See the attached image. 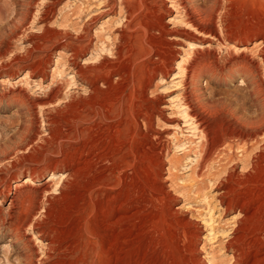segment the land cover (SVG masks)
<instances>
[{
    "label": "rangeland",
    "instance_id": "obj_1",
    "mask_svg": "<svg viewBox=\"0 0 264 264\" xmlns=\"http://www.w3.org/2000/svg\"><path fill=\"white\" fill-rule=\"evenodd\" d=\"M125 3L131 8L128 7V12ZM125 3L0 0V190L4 187L11 190L14 183L23 184L29 176L31 183L37 184L48 180L53 171L58 175L84 168L77 174L76 184H60L58 192L46 197L47 216L38 220L41 225L38 229L44 236L54 235L53 230L57 232L61 241L59 264H205L211 258L212 264H221L229 251L219 250L208 235L211 228L219 235L230 229L229 219L236 211L222 212L216 189L210 187L204 190L208 197L202 201L191 192L179 190L183 186L180 181L173 187L166 181L169 188L165 194L157 190L161 185L159 177H168V165L164 164L165 172H157L143 162V109L148 106L144 100L156 97L150 105L166 107V113L177 111V107H169L165 101L181 91L176 86L180 79L172 78L178 73L177 65L192 56L184 44L185 38L177 34L192 31L188 21L194 18L200 27L215 29L230 42L244 43L249 39L248 46L252 47L254 40L264 37V0H182V4L175 0H125ZM182 5L186 6V12ZM104 9L97 17L93 15ZM125 20L130 25H125ZM119 30L127 36L132 32L136 35L142 55L137 62L142 75L152 68L153 50L168 52L166 55L172 56L174 63L168 76L163 80L156 77L147 91L130 83L129 76L115 80L109 89L100 85L103 91L96 101L111 103L116 113L97 108L98 115L90 117L89 113L88 119L77 125L83 129L78 134L71 120L91 110V103L86 85L76 76L70 79V69L75 67L71 68L69 60L79 66L91 58L96 61V57L114 60L111 49L123 41L116 37ZM88 42L86 50L78 51L77 58L72 55L74 46ZM125 46L120 47L122 61ZM220 56L227 57V53L221 52ZM224 72L220 81L201 76L197 90L205 96L217 92L215 99L220 98L250 115L258 114L264 103L262 70L261 76L253 77L259 87L256 96L250 95L251 86L244 77ZM17 87L25 89L31 97L40 98L57 89V99L44 104L45 109L31 107L28 102L12 97L10 92ZM168 124L159 119L156 126L160 131L170 132L169 125L174 124ZM173 150L171 146L168 157L181 156ZM86 152L89 164L83 166L80 156ZM259 162L264 168V161ZM240 169L239 164L236 170ZM261 172L250 188L251 195L258 197L254 201L255 215L250 219L255 236L254 242L249 241L254 254L252 264H264V171ZM186 173L181 169L178 175L186 179ZM96 178L103 184L95 188L93 185L91 194L86 195L88 183ZM58 179L59 175L48 182L57 183ZM7 204V199L0 195V208L4 210ZM206 204L212 206L211 212ZM123 210L126 218L119 222L116 218L124 214ZM209 216L213 217L210 226ZM26 237L31 238V234ZM24 251L0 228V264H17Z\"/></svg>",
    "mask_w": 264,
    "mask_h": 264
},
{
    "label": "bare ground",
    "instance_id": "obj_2",
    "mask_svg": "<svg viewBox=\"0 0 264 264\" xmlns=\"http://www.w3.org/2000/svg\"><path fill=\"white\" fill-rule=\"evenodd\" d=\"M175 1L182 4V0ZM121 2L125 3V0H121ZM127 4L125 3L123 6L128 12L130 7ZM169 8L172 9V7ZM181 8L186 12L185 5H182ZM103 11H106V9L99 10L98 13L93 15L97 17ZM193 19L188 21L189 25H192L190 33H177L185 38L186 49L192 54L189 60L186 58L188 61L183 60L177 65L176 70L178 73L172 78L180 79L176 86H180L181 91L176 97L165 101L170 104L169 107H177V111L166 113V107L158 104L150 105L156 97L144 100V103L148 104V106L143 109V162H147V165L157 170V172H165L164 164L168 165L166 171L168 177L166 179L159 177L161 185L157 190L161 193L165 194L168 191L169 187L166 185V181L170 182L172 187L180 181L181 183H179L183 186H179V190L193 193L199 201L208 197L205 193L206 191L204 192L207 187L216 189L218 205H222L221 211H236L235 215L229 219L230 229L224 231V233L222 232L225 237L214 232V229L210 227L208 236H211V243H216V247L219 250L226 248L229 251V255L222 257L224 259L219 263L252 264L251 261L254 259V254L251 251L252 245L250 242H254L255 236L253 235L254 230L252 231L253 226L251 227L250 225V219L255 215L256 205L254 201L256 197L251 195L250 188L256 183L254 182V177L264 171L259 162L260 160L264 161V151H262L264 149V103H262L258 114L253 113L254 115H250L247 111L232 108L220 98L215 99V96L219 95L217 92H212L209 96H205L203 92L197 90L196 86L199 78L203 75L220 81L222 75L224 76V71H227L232 76L239 74L244 77L251 86L250 95L257 94L259 87L253 77L255 74H259L261 70L264 73V37L254 40L252 47H249V39H246L244 43L238 40L230 42L226 35L215 29L205 30L196 24L197 22ZM125 25H130L129 21H126ZM116 33L117 39L119 37L123 41H120L114 50L111 49V53L114 54V60L110 61L105 57L97 59L96 57V61L91 58L89 59L90 62L83 64L84 66H79L73 60L68 59L69 64L72 65L71 68L75 67L70 69V79L76 76L86 85L88 98L91 103V110L84 114L79 113L71 120L72 126H74L73 128L78 134L83 129H80L77 125L81 124V120L85 121L84 119H88L89 113H91L90 117L98 115L97 108L108 109L109 114L110 112L113 115L116 113L115 107L111 103L96 101L98 93L101 94L103 91L100 85L103 84L104 87L109 89L110 87L112 88V83L115 80H122L129 76L130 83L141 85L147 91L156 77L163 80L168 76L169 69L174 63L173 57L166 55L168 52L153 50L155 59L151 63L152 68H149L142 75L139 70L140 63L138 64L137 62L139 56L141 57L142 55H140L141 52L138 48L136 35L132 32L127 36L122 30ZM89 43L80 44L77 48L74 46L71 51L72 55L77 58L78 55L76 56V54L78 51L86 50ZM124 44H126V50H124L126 53L125 61H122L120 47ZM221 52L227 53V57H221ZM186 62L187 65H184ZM41 75H43V72ZM113 76L115 77L112 78ZM50 91L51 95L49 94V96L44 98L31 97L26 93L25 89H19L18 87L15 92H10V94L19 101H26V104L29 103L31 107L41 108L44 104L51 103L57 99L58 90L52 89ZM172 104L176 105L172 106ZM159 119L165 120L166 123L174 124H168L172 126L169 129L170 132L157 129L156 125ZM77 121H80V123L78 124ZM262 144L263 147H261ZM171 146L181 155L180 157L174 155L168 157ZM88 152L80 156L83 159V166L87 165L88 159L86 156ZM239 164L241 169L237 171L236 167ZM82 168L79 167V169L76 168V170H71V172L58 174L61 179H58L57 183L48 182L53 178L57 179L58 175L53 171L49 179L43 183L33 184L29 176L23 184L14 183L11 190L9 187H4L0 190V195L7 199L8 202L4 210L0 208V228H3V232L9 234L12 240L16 243L18 242L20 247L25 250L20 253L17 264H59L61 241L58 239L57 232L53 230L54 235L44 236L41 230L38 229L41 226L38 222L40 218L47 216V209L44 206L46 197L52 192H58L60 184H76L75 178ZM181 169L187 172L188 176L186 179L178 175ZM2 181L1 183L3 184ZM97 184L102 185V180L92 179V182L88 183V188L86 187V195H90L92 186L94 185L95 188ZM107 185H109L108 182ZM238 190L241 192L236 194ZM206 207H208L209 211L212 209V206L209 208L208 204H206ZM123 213V215L117 216V221L120 222L126 218V212L124 211ZM212 218L211 216L208 217L207 223L209 226ZM246 221L248 226L244 225ZM114 224L117 223L114 222ZM44 227L46 228V226ZM28 233L31 234V238L26 237ZM220 236L224 239L220 238ZM204 263L212 264V258Z\"/></svg>",
    "mask_w": 264,
    "mask_h": 264
}]
</instances>
